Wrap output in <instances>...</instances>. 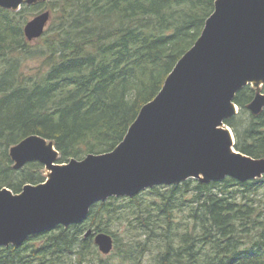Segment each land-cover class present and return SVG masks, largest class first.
Instances as JSON below:
<instances>
[{"label":"trees","instance_id":"16d2710c","mask_svg":"<svg viewBox=\"0 0 264 264\" xmlns=\"http://www.w3.org/2000/svg\"><path fill=\"white\" fill-rule=\"evenodd\" d=\"M216 0H48L0 7V188L43 182L44 165L14 167L10 149L31 134L54 142L58 162L113 150L141 108L162 89L195 44ZM51 11L44 34L29 41L27 21ZM36 57L39 64L25 66ZM235 96L226 120L236 149L264 157V109ZM4 149V150H3ZM108 232L104 255L94 235ZM173 258V259H172ZM0 264H264V177H227L148 188L95 203L85 221L0 247Z\"/></svg>","mask_w":264,"mask_h":264},{"label":"water","instance_id":"95a60500","mask_svg":"<svg viewBox=\"0 0 264 264\" xmlns=\"http://www.w3.org/2000/svg\"><path fill=\"white\" fill-rule=\"evenodd\" d=\"M40 1L48 0H0V7L18 10ZM50 18L46 10L29 19L26 38L41 37ZM254 83L264 85V0H216L198 40L113 150L60 163L54 142L38 134L11 147L16 169L37 161L49 173L18 193L0 188V247H19L32 235L81 223L95 203L113 196L192 178L210 183L264 177V157L237 150L225 122L239 111L236 94ZM249 109L263 111L264 92L256 93ZM92 233L103 254L114 250L112 234L89 229L86 236Z\"/></svg>","mask_w":264,"mask_h":264},{"label":"rangeland","instance_id":"374dc122","mask_svg":"<svg viewBox=\"0 0 264 264\" xmlns=\"http://www.w3.org/2000/svg\"><path fill=\"white\" fill-rule=\"evenodd\" d=\"M32 42L35 43L36 41L34 40ZM37 64H39V60L36 57L29 58L28 60L25 61L26 68L27 67H35ZM27 69H29V68H27ZM251 86H253L257 92H264V85H262V84L254 83V84H251ZM13 163H14V161H13ZM48 173H49V171L44 168V175L46 178L48 176Z\"/></svg>","mask_w":264,"mask_h":264},{"label":"bare ground","instance_id":"6f19581e","mask_svg":"<svg viewBox=\"0 0 264 264\" xmlns=\"http://www.w3.org/2000/svg\"><path fill=\"white\" fill-rule=\"evenodd\" d=\"M4 150V149H3ZM173 259V258H172Z\"/></svg>","mask_w":264,"mask_h":264}]
</instances>
